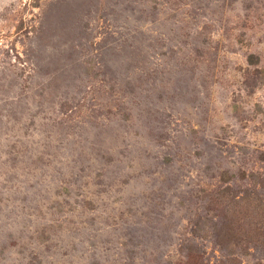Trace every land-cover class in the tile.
Wrapping results in <instances>:
<instances>
[{"label":"rangeland","instance_id":"1","mask_svg":"<svg viewBox=\"0 0 264 264\" xmlns=\"http://www.w3.org/2000/svg\"><path fill=\"white\" fill-rule=\"evenodd\" d=\"M0 264H264V0H0Z\"/></svg>","mask_w":264,"mask_h":264},{"label":"trees","instance_id":"2","mask_svg":"<svg viewBox=\"0 0 264 264\" xmlns=\"http://www.w3.org/2000/svg\"><path fill=\"white\" fill-rule=\"evenodd\" d=\"M248 62L250 64H255L256 63V60H255V57L254 55H250L249 58H248Z\"/></svg>","mask_w":264,"mask_h":264}]
</instances>
